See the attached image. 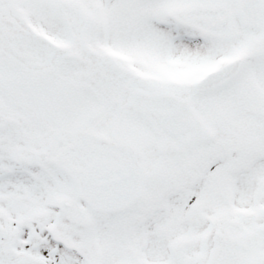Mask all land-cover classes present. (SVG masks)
<instances>
[{
	"label": "snow or ice",
	"instance_id": "obj_1",
	"mask_svg": "<svg viewBox=\"0 0 264 264\" xmlns=\"http://www.w3.org/2000/svg\"><path fill=\"white\" fill-rule=\"evenodd\" d=\"M0 264H264V0H0Z\"/></svg>",
	"mask_w": 264,
	"mask_h": 264
}]
</instances>
